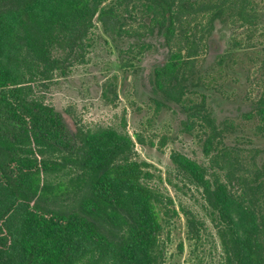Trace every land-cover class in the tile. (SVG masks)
Masks as SVG:
<instances>
[{"label":"trees","instance_id":"1","mask_svg":"<svg viewBox=\"0 0 264 264\" xmlns=\"http://www.w3.org/2000/svg\"><path fill=\"white\" fill-rule=\"evenodd\" d=\"M262 14L253 0H0V264L165 263L162 234L180 211L150 182L152 165L135 157L142 135L78 123L70 132L46 99L87 62L98 24L133 71L151 46L144 37L164 38L170 56L154 71L157 102L186 114L182 132L198 137L208 159L174 151L175 171L202 192L222 264H264V167L242 158L258 149L228 143L233 123L218 124L208 105L215 77L197 67L216 22L254 30ZM103 94L118 99L117 84ZM257 103L246 116L264 130V87ZM180 208L188 238L199 240L205 222Z\"/></svg>","mask_w":264,"mask_h":264},{"label":"rangeland","instance_id":"2","mask_svg":"<svg viewBox=\"0 0 264 264\" xmlns=\"http://www.w3.org/2000/svg\"><path fill=\"white\" fill-rule=\"evenodd\" d=\"M253 3L264 15V0H253ZM133 26L137 28L138 21ZM223 26L212 35L210 45L214 49L223 48L221 55L231 51L232 56L217 63L219 51L210 52L207 48L197 60L201 73L215 77L216 86L210 88L208 105L219 123H233L234 130L226 139L228 143L238 148L258 149L254 153L244 150L245 166H253V155L264 167V130L259 129L261 123L257 116H246L257 107L264 87V21L254 30L231 22ZM97 27L90 36L87 62L74 66L70 75L55 81L45 94L47 101L64 115L70 132L74 123H78L91 129L112 127L134 138L137 133L142 135L144 144L136 142L135 157L152 165L150 169L156 177L150 182L170 194L180 211L162 234L164 264H222V247L206 200L200 190L181 180L171 160L172 152L179 151L200 162H208L198 137L182 132L186 114L179 107L164 108L157 102L159 96L151 82V70L160 59H166V49L154 45L153 49L144 51L135 60L133 71L123 67L114 41L100 24ZM112 81L117 84L118 92V99L114 101L110 100L113 94H108L109 98L103 94ZM158 175L163 176V181ZM180 205L205 222L199 240L188 238L186 217Z\"/></svg>","mask_w":264,"mask_h":264},{"label":"flooded vegetation","instance_id":"3","mask_svg":"<svg viewBox=\"0 0 264 264\" xmlns=\"http://www.w3.org/2000/svg\"><path fill=\"white\" fill-rule=\"evenodd\" d=\"M219 25H221V27L219 28ZM224 26H223V23H220V22H216V24H215V27H214V29H213V31H212V34L209 36V42H208V49H209V51L211 52L212 50H214V51H219V53H218V55H221V53H220V51H221V49H223V48H216V49H214L211 45H210V41H211V38H212V35H216V33H217V29H222ZM221 31H223V30H221ZM149 35V36H148ZM147 35V37H144V39H145V41H147L148 42V44H151V46H150V48L149 49H147V50H151V49H153L154 48V45H156V48H158V49H160V48H164V49H166V54H167V56H166V59H164V61L162 60V59H160L159 61H160V63H158V64H156L155 66H153V68H152V70H151V73H152V75H151V82H152V80H153V77H154V71L156 70V68L157 67H159V66H161V65H163V64H165V63H167L168 62V60H169V53H170V49H169V47L166 45V42H165V40H164V38H162L161 36H159V35H157V34H148ZM150 36H154V38L152 39V38H150ZM155 37H158V38H155ZM157 39V40H156ZM147 50H145V51H147ZM224 52V51H223ZM223 54V53H222ZM227 59V58H226ZM161 60H162V62H161ZM206 61H208V58H207V60ZM220 61H222L221 60V58H218V60H217V63H221ZM209 63V61L208 62H206L205 63V65H206V67H207V64ZM216 63V62H215ZM150 73V74H151ZM199 73H200V70H199ZM203 74V73H202ZM204 75V74H203ZM155 91V90H154ZM210 91H211V89L210 90H208L207 91V96L209 97L210 96ZM156 92V91H155ZM156 95L157 96H159V93L158 92H156ZM257 105H258V103H256ZM174 106H176V105H173V107L171 108V109H173L174 108ZM177 107V106H176ZM164 108H168V107H164ZM181 110V109H180ZM249 112H251V111H249ZM248 112V113H249ZM217 120V119H216ZM217 123L218 124H221V122L219 123V121H217Z\"/></svg>","mask_w":264,"mask_h":264}]
</instances>
